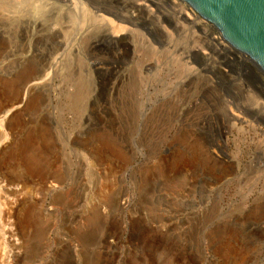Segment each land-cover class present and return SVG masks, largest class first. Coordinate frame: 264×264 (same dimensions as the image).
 <instances>
[{
  "label": "rangeland",
  "instance_id": "obj_1",
  "mask_svg": "<svg viewBox=\"0 0 264 264\" xmlns=\"http://www.w3.org/2000/svg\"><path fill=\"white\" fill-rule=\"evenodd\" d=\"M222 46L181 0H0V263L264 264L263 77Z\"/></svg>",
  "mask_w": 264,
  "mask_h": 264
},
{
  "label": "water",
  "instance_id": "obj_2",
  "mask_svg": "<svg viewBox=\"0 0 264 264\" xmlns=\"http://www.w3.org/2000/svg\"><path fill=\"white\" fill-rule=\"evenodd\" d=\"M264 74V0H181Z\"/></svg>",
  "mask_w": 264,
  "mask_h": 264
},
{
  "label": "bare ground",
  "instance_id": "obj_3",
  "mask_svg": "<svg viewBox=\"0 0 264 264\" xmlns=\"http://www.w3.org/2000/svg\"><path fill=\"white\" fill-rule=\"evenodd\" d=\"M160 1V0H159ZM162 1V0H161ZM167 1H170V0H167ZM140 4H137V9H141L142 8V5ZM177 8L180 9V7L176 6ZM180 13H181V16L182 18L189 22L190 24L196 26L197 25V19L194 17L193 14L189 13V12H185V9H181L180 10ZM193 17V19H191V17ZM110 23V22H109ZM115 26V25H114ZM118 28V27H117ZM116 28V29H117ZM112 29V28H111ZM120 30V32L122 31V29L118 28ZM217 32V31H216ZM218 33V32H217ZM218 35L220 36V34L218 33ZM221 38V36H220ZM223 40V38H221ZM215 42L218 43V41L216 39H213ZM225 42V40H223ZM226 43V42H225ZM218 45L220 46V44L218 43ZM230 46V45H229ZM222 49L225 50L228 54H230L232 57H234L236 60H241L243 62V64L245 65H248L249 63L253 66H255V68L257 67L256 64H254V62H252L246 55L244 54H241L239 52H237L236 50H234L231 46L229 48L225 47V46H222ZM256 69L259 70V72L262 74L261 76L263 77L262 79H259L260 82H262L263 86H264V74L262 73V71L257 67ZM257 102H258V99H256ZM258 106L261 108L262 112L264 111V104L258 102ZM261 112V113H262ZM264 113V112H263ZM10 115H14V110H10L9 112H7V117L10 116ZM263 115V114H262ZM6 116L3 117V120H5L7 118ZM230 121H237V122H243V120H241L239 117H236L232 114H230ZM53 184V183H52ZM52 184H49V189H54V185ZM0 190H3L4 192L8 193V195H10L11 197L13 196V199L11 202V208H14L16 205L14 204L16 202V200H14L20 193V191L24 190V188L22 187H19V186H11L10 184L8 183H1L0 182ZM15 197V198H14ZM11 201V200H10ZM9 201V202H10ZM11 211H13V209H10ZM10 214V213H8ZM261 220L264 221V208H262V211H261ZM9 216V215H8ZM9 235V236H6L7 239L9 240V242L13 243L14 242V239H13V235H12V229H7L6 231V235ZM12 238V239H11ZM2 262V261H1ZM2 264V263H0Z\"/></svg>",
  "mask_w": 264,
  "mask_h": 264
}]
</instances>
